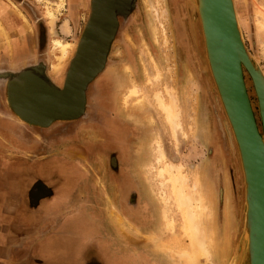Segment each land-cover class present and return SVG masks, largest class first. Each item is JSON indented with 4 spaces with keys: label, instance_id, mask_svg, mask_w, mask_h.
I'll return each instance as SVG.
<instances>
[{
    "label": "rangeland",
    "instance_id": "374dc122",
    "mask_svg": "<svg viewBox=\"0 0 264 264\" xmlns=\"http://www.w3.org/2000/svg\"><path fill=\"white\" fill-rule=\"evenodd\" d=\"M2 1L5 3L0 2V23L3 27V31L0 30V69L6 68V62L16 55L13 51L5 52L4 44H7L11 50L10 39L26 37L35 40L37 37L35 43L29 42L30 47L32 50L37 49L40 59L48 67L50 66L52 80L61 87L69 60L74 55L77 41L87 21L88 0H63L61 6H59L60 0ZM233 2L247 49L264 73V12L260 10L264 0H233ZM188 4L187 0H137L135 10L123 22L116 39L111 43L107 56L109 65L104 66V69L87 86L85 112L75 124L82 127L81 134L90 132L89 125L82 126L85 122L90 125L97 124L95 121L99 119L93 116H89L90 120H86L94 111V95L90 94V89L102 85L105 75L110 73L113 77L117 116L127 124L130 132L127 138L130 145L128 161L126 160V167L123 168L134 180L127 182V185L139 187L137 182H140L141 187L137 191L150 193L157 203L156 209L160 218L156 225L158 233L144 236L145 239L159 241L155 250L160 254L154 261L156 264H234L233 257L238 251L237 243L242 239L243 175L233 135L229 125L225 124L227 119L216 88L214 89L200 23L199 20H195L192 30ZM47 9L53 13L52 18L45 12ZM12 19L15 27L8 34L7 26H12ZM64 24L68 27L67 33L62 31ZM52 39H59L63 43H74L69 58L64 60L62 68L56 74L51 72V65L55 60V51L51 47ZM245 82L251 102L254 104L256 122L261 131L257 99L247 73H245ZM168 92L172 94L180 113L181 128L177 130L176 136H173L170 123L156 101V93H158L165 102H168L170 98ZM0 96L6 104V85L2 82H0ZM98 108L102 110L103 105H98ZM102 120L104 126L107 125L106 118ZM56 123L59 126L66 122ZM214 127H217V132H214L217 135L216 143L224 142V151L220 155L218 151L216 154L214 151L211 152L214 134L211 129L214 131ZM94 131L96 134L102 132L99 127ZM105 134L109 135V132L106 131ZM73 137H76L75 132ZM50 138L53 139L54 136ZM67 143L65 142L64 145ZM79 145L81 151L82 148L85 150L80 142ZM159 145L165 156L164 160L180 165L181 170L188 177L189 190L193 192V196H200L201 205L204 206L199 208L202 214L208 210L206 205L211 206L206 196L211 194L214 209L211 226L213 240L210 241L211 245L207 246L208 259L199 257L191 262L183 255L184 251L194 250L183 232L180 211L174 204L170 188L162 186L161 179L157 176L158 167L161 165L156 161ZM89 147L92 151L96 149L93 144H89ZM115 154L116 152L112 153ZM214 154L221 163L224 162L225 166L222 170L226 169V176L224 178L222 176L221 184L218 174L215 181L210 174L209 165ZM81 155L85 159L84 152ZM54 160V157H48L44 163L49 166ZM107 160V156L102 157V161L106 163L105 170L108 168ZM201 173L202 178H200ZM206 175L212 180L210 191L203 183L206 182ZM225 183H228L232 190V204L229 192L225 196L222 193V198L219 197V187L225 186ZM163 190L169 197L167 201L163 198ZM193 207L195 208L194 204ZM117 221L120 223L121 219L118 217ZM60 229L61 227L57 232L55 231L56 233L54 232L55 234L49 235L48 239H55ZM67 230L70 228L64 226L63 231ZM68 237L71 236L65 233V236L60 235L57 239L66 243L69 241ZM244 240L246 242L245 235ZM94 242L99 246L97 253L91 255L89 260L81 257L78 264L86 262L87 264H121L110 257L100 241L94 240ZM240 251L243 253L242 248Z\"/></svg>",
    "mask_w": 264,
    "mask_h": 264
},
{
    "label": "crops",
    "instance_id": "0c3cea01",
    "mask_svg": "<svg viewBox=\"0 0 264 264\" xmlns=\"http://www.w3.org/2000/svg\"><path fill=\"white\" fill-rule=\"evenodd\" d=\"M78 119L27 125L0 101V264H78L97 253L94 240L121 264H156L159 241L144 237L158 233L155 197L137 191L134 210H141L145 221L139 225L124 218L119 193L106 190V182L117 185L115 179L107 177L101 197L89 191L90 177L81 180L87 154L73 137ZM48 157L55 159L49 166ZM231 191L225 183L223 196L229 192L232 204ZM60 227L56 238L48 239ZM65 233L71 236L66 243L57 239Z\"/></svg>",
    "mask_w": 264,
    "mask_h": 264
},
{
    "label": "water",
    "instance_id": "95a60500",
    "mask_svg": "<svg viewBox=\"0 0 264 264\" xmlns=\"http://www.w3.org/2000/svg\"><path fill=\"white\" fill-rule=\"evenodd\" d=\"M100 1L95 0L61 87L33 69L22 70L6 81V103L27 125L48 127L84 114L86 88L104 69L118 24L114 11L118 3ZM130 1L123 5L128 6ZM187 3L192 30L195 20L200 23L214 89L233 135L243 175V228L241 242L239 239L237 243L243 253L234 264H264V74L244 42L233 0ZM245 73L255 91L261 131ZM228 137L231 141L230 131Z\"/></svg>",
    "mask_w": 264,
    "mask_h": 264
},
{
    "label": "flooded vegetation",
    "instance_id": "af4514ba",
    "mask_svg": "<svg viewBox=\"0 0 264 264\" xmlns=\"http://www.w3.org/2000/svg\"><path fill=\"white\" fill-rule=\"evenodd\" d=\"M0 2L5 3L2 0H0ZM94 3L95 0H88L87 20L92 15ZM136 6H137V0H131L128 6L121 5L120 3H118L115 6L114 11L118 24L115 30V35L113 40L116 39V36L118 35L123 22H125V20L130 16L132 11L135 10ZM68 23L70 26L69 20ZM13 25H15V23L14 20L12 19V26L10 27L7 26L8 34L9 31L15 27ZM36 39L38 38L36 37L35 40ZM35 40L28 39L26 37H19V38L14 37L10 39L11 50H9L7 44H4L5 52L13 51L16 52L15 53L16 55L12 60L6 62L7 64L6 68L0 69V74H1L0 82L6 83V81L9 78L13 77L16 73L26 69H33L34 71L38 72L46 79H48L53 85H55L56 87H60V85H57V83H55L52 80V77L50 76V72H49L50 66L48 67L46 63L42 59H40L37 49L36 50L31 49L29 42L31 43L34 41L35 43ZM128 60L130 61V59ZM130 63L132 64L131 61ZM108 65L109 63L107 58L105 62V67H107ZM90 90H91L90 94L93 93L94 95V106H93L94 111L93 114L87 116L86 120H90L89 116L90 117L93 116L99 119V121H95L97 124L94 125H90L88 124V122H85V125H82L85 127L89 125L90 132L89 131L83 132L81 134L80 130L82 129V127H78V125L77 126L75 125V127L73 128V132L76 133V137H75L76 141L80 142L84 146L87 154V159H86L87 163L86 162L82 163L83 165L81 166V169H83V172L81 173V180L86 181V179L83 178L84 176L90 177V179L87 178L90 180L89 191L90 192L95 191L98 195L100 194L99 197L103 196V193L106 190L112 193L118 192L120 197L121 208H122L121 210L123 211L124 218L135 224H139V225L141 223L145 224V221H142V219L140 218L141 210H139L140 212H136L134 210L136 203H138L137 188L135 186L131 187L127 185V182H129L133 178L129 175L128 171H126V169L123 168L126 167V163L128 161L127 155H129L130 145L127 138L130 132L127 124H125L123 120H121L117 116L116 113L117 108L115 102L116 96L113 92L114 90L113 77L111 76L110 73H108L107 75H105V79L102 85L97 86L94 89L91 88ZM0 101H2L1 96H0ZM101 104L103 105L102 110L98 108V105ZM102 118H106V123L108 126L107 125L104 126ZM96 126L99 127L102 132H98V134H96L94 131V129H97ZM112 128L114 129L112 130ZM216 128L214 129V131L213 129H211V131L213 133L214 132L216 133L217 132ZM106 131L109 132V135L105 134ZM215 133L213 134V138H212L213 140L211 141L212 143L211 152L214 151L216 154L218 151L219 153L218 155H220V153L223 154L224 151L223 150L224 142L216 143L217 135H215ZM112 136L113 138H111ZM89 144H93L94 149L96 148L94 151L96 152L90 150ZM113 152H116V154L112 155ZM215 154L212 156L213 159L211 160L209 165L210 174L212 176L213 181H215V179L217 178L216 175L218 174L219 184H221V182L223 181L222 176L223 178L224 176H226V169L224 171L222 170V168L224 169L225 166L224 162L221 163V161L217 159V155ZM103 156L108 157L107 170H105L106 163L102 161ZM218 168L219 170H217ZM96 173L98 175H96ZM107 177H112L113 179H115L117 181V185L114 184V182L111 184L106 182ZM105 182L108 185L106 190L104 188L106 184ZM223 192H224V186H220L218 190L219 197L222 198ZM135 213H137L138 215L136 216Z\"/></svg>",
    "mask_w": 264,
    "mask_h": 264
},
{
    "label": "bare ground",
    "instance_id": "6f19581e",
    "mask_svg": "<svg viewBox=\"0 0 264 264\" xmlns=\"http://www.w3.org/2000/svg\"><path fill=\"white\" fill-rule=\"evenodd\" d=\"M62 2H63V0H60L59 6H61ZM100 2L101 3H122L121 5H123V3H128V0H101ZM196 10H197V8H196ZM260 10H262L264 12V5H262ZM45 12L47 13V15L50 18L53 17V13L49 9H47V11H45ZM197 13H198V11H197ZM235 14H236V12H235ZM198 18H199V14H198ZM236 18H237V15H236ZM237 23H238V21H237ZM238 25H239V23H238ZM0 30L3 31V27L1 25V23H0ZM62 31L65 33L68 32V27L66 24L63 25ZM51 47L55 51V53H54V59H55L54 61L55 62L54 61L52 62L51 72L53 74H56L57 71L60 68H62L61 65L64 62V60H66V58H69V55L73 51L74 43L73 42L63 43L59 39H52ZM208 66H209V63H208ZM209 69H210V67H209ZM261 71L263 73L262 69H261ZM168 94L170 96V98L168 97L169 98L168 102H165L160 97V95L158 93H156V101H157L160 109L164 112L165 118L170 123L173 136H176L177 130L179 128H181V123H180V118H179L180 113L178 111L179 109L177 108V105L174 102L172 94L169 92H168ZM17 118L21 122L25 123L23 119H21L19 117H17ZM164 158H165V156H164L162 149L159 145L158 146V156L156 158V161L159 162L161 165H159V167H158L157 176L161 179L160 184L162 186H168L170 188V193L172 195L171 197L174 200V204L176 205V207L180 211L183 232L187 235L188 240L190 242V245H191L192 249L194 250L193 252L184 251L183 255L186 256V258L191 262H194L199 257H203L205 259H208L207 252H209V251L207 249V246H209V244L211 245L210 241L212 242V240H213V237H212L213 231L211 230V226H212V222H213L212 214H213L214 209H213V202L211 199V194H209V195L206 194L207 201L209 203H211V206L208 207L206 205L207 204L206 203L205 207L208 210L206 211V213L202 214L201 212H199V208L204 207L201 205L202 200H201L200 196H198V195L193 196V192L189 190L188 177L181 170V166L177 165L175 163H172V162H167L164 160ZM201 176H202V173L200 174V178H202ZM203 183L206 184V186L209 188V191H210L211 184H212L211 177H208V175H206V182H203ZM194 184H195V182H194ZM203 187H204V185H203ZM195 190H197V189H195ZM164 192L165 191L163 190V198H164V200L167 201L169 199V197L166 194L167 192L166 193H164ZM193 204L195 205V208L193 207ZM245 237H246V242H248V233L247 232H245ZM240 249L241 248L238 247V251L236 252V254H234L233 258L235 259V261H238L242 257V254H241L242 252L240 251ZM233 263H234V261H233Z\"/></svg>",
    "mask_w": 264,
    "mask_h": 264
}]
</instances>
